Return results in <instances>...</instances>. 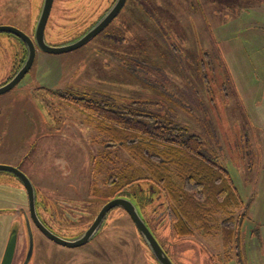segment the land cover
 <instances>
[{"label":"rangeland","instance_id":"rangeland-1","mask_svg":"<svg viewBox=\"0 0 264 264\" xmlns=\"http://www.w3.org/2000/svg\"><path fill=\"white\" fill-rule=\"evenodd\" d=\"M7 1L0 2V25L32 34L42 0ZM111 1L54 0L46 38L51 44L72 41L104 14ZM199 1L204 11V26L198 32L202 49L185 40L172 51L147 17L136 9V22L130 21L124 7L81 47L60 54L37 51L25 76L0 95V164L24 172L49 209L70 202L96 208L110 197L108 175L118 172L130 155L119 147L106 148L101 135L81 123L84 113L58 93L77 89L93 96L108 94L118 102L136 98L150 109L169 112L189 132L199 134L206 150L230 172L243 204L238 237L227 248L219 229L221 217L216 219L215 214L208 219L209 231L194 227L191 235L178 238L171 236L167 222L159 227L155 223V235L173 262L264 264V0ZM3 34L0 61L11 54L1 44L7 39ZM201 50L208 51L213 71L196 67ZM128 54H137L144 63L121 57V64L114 57ZM6 63L0 64V83L9 67ZM2 177L0 207H16L22 203L17 202L18 182ZM117 212L108 214L109 227L74 253L76 258L89 252V264H145L144 253L132 241L129 217ZM7 228V211H1L0 241ZM40 250L36 253L40 263L54 264L58 259L52 257L49 244L43 243ZM57 252L61 264H81L79 259L64 260L65 250Z\"/></svg>","mask_w":264,"mask_h":264},{"label":"trees","instance_id":"trees-1","mask_svg":"<svg viewBox=\"0 0 264 264\" xmlns=\"http://www.w3.org/2000/svg\"><path fill=\"white\" fill-rule=\"evenodd\" d=\"M124 7L130 21L136 22V9L141 17H147L172 51H178L185 40L200 44L202 49L198 32L199 26H204V11L199 0H126ZM148 37L153 38V30ZM116 38L125 40L123 36ZM201 53L196 67L213 71L208 51ZM114 57L121 64V57L144 63L137 54ZM204 80L207 82V77ZM58 94L84 113L85 123H81L101 135L106 148L119 147L129 153L118 172H111L106 179L110 196L130 186L151 193L144 206L149 214H145L157 227L167 222L173 238L191 235L194 227L209 231L208 219L215 214L216 219L221 217L223 247L234 244L245 216L243 204L230 172L206 150L199 134L189 132L169 112L150 109L136 98L118 102L108 94L93 96L77 89ZM135 203L142 212L144 207L137 199Z\"/></svg>","mask_w":264,"mask_h":264},{"label":"flooded vegetation","instance_id":"flooded-vegetation-1","mask_svg":"<svg viewBox=\"0 0 264 264\" xmlns=\"http://www.w3.org/2000/svg\"><path fill=\"white\" fill-rule=\"evenodd\" d=\"M114 0L111 1V4L113 3ZM1 2V0H0ZM43 0L41 1L42 5ZM9 1L5 0V5L8 4ZM54 3V0H53ZM52 3V7H53ZM110 4V6H111ZM40 5V8H41ZM1 6V4H0ZM109 6V7H110ZM51 7V10H52ZM107 10V9H106ZM1 11V10H0ZM13 12V10H12ZM40 9H38L37 14H39ZM51 12V11H50ZM1 15V12H0ZM38 16V15H37ZM50 16V15H49ZM49 19V17H48ZM48 19L45 25V28L48 23ZM94 24V22L92 23ZM91 24V25H92ZM90 25V26H91ZM90 26H87L81 30V32L78 35H74L72 40L77 39L80 35H82ZM19 28V27H18ZM25 33H27L31 38H33V33L30 34L28 31H25L23 28H19ZM4 33L3 35L7 34L6 36V41L1 42L3 45H7L8 48H10L11 54L10 59L8 58L6 61H9V67L6 73V76L2 79L0 85L5 84L8 82L14 74L17 72V70L23 65L24 60L26 59L27 56V48L25 46V43L21 41L18 37L14 36L11 33L8 32H0ZM44 36H45V41L49 44L51 42L48 41L45 35L44 31ZM66 41V42H70ZM53 44V43H52ZM39 51L38 48H36V53ZM35 60V58H34ZM6 61H0V64L2 62L6 63ZM34 63V61H33ZM7 64V63H6ZM33 65V64H32ZM7 67V65H6ZM32 67V66H31ZM25 76V75H24ZM23 76V77H24ZM22 77V78H23ZM21 78V79H22ZM20 79V80H21ZM19 80V81H20ZM7 92V91H6ZM5 93V92H4ZM2 93V94H4ZM0 94V95H2ZM5 176H10L13 178L19 186V193L21 194L19 197L20 199L17 200L22 202L21 204H16V207L13 208H3L0 207V212L1 211H7L8 215V228L6 232L5 239L3 241H0V262L4 253V250L7 246V242L10 236V233L15 230L16 232V237H15V244H14V249H13V255L11 259L10 264H43L40 263L38 260V256L36 257L37 252H42V250L39 251V247H43V243H47L50 246L54 248V252L52 257L54 259H58L53 261L54 264H61L59 262V254L58 251H63L65 250L67 255L64 258L66 261H72V260H80L79 263H84V264H89V258L91 259L92 256L90 255L89 252L86 253V255H83L82 257L84 258H76L75 254L77 251L82 250L81 248L84 246H88L90 242L94 238H97L99 235H102L104 230H106L109 227L110 222L107 220L108 214H115V211H118L116 214H119V210H122L124 212V215H127L129 217V222L131 223L130 226V235L132 238L133 242H136L141 249V252L144 253L143 260L145 264H159L155 257L153 256L152 253H150V250H148V247L145 245V243L142 241L141 237L139 236L136 227L131 220L130 216L128 213L121 207L115 206L109 209L105 215L101 218V220L97 224L96 231L94 235L88 239L86 242L77 244V245H66V244H61L60 242H57L50 237H48L41 229L40 227L36 226V223L31 217L30 209H29V204H28V198H27V193L22 185L21 181L12 173L0 170V177L2 175ZM3 178V177H2ZM1 179V178H0ZM4 181V180H3ZM5 182V181H4ZM7 183V182H5ZM116 196H124L127 198H132L136 202H139L142 207L145 206V203L149 200V198L152 197L151 193H146L142 190H138L137 187L130 186L126 189H124L122 192L118 194H113L112 196L108 197L105 202H101L96 208H91L89 207L90 203L86 207L83 206V202H78V203H68V204H63V205H58L59 207L51 208L44 203V199H41L39 195H36V189H35V197H34V214L37 217L38 221L41 223V225L50 233L53 235L59 237L60 239L64 241H76L78 238H80L83 233L91 226V224L94 222L95 217L97 216L98 212L101 210L102 206L111 198L116 197ZM16 202V203H17ZM67 203V202H66ZM146 207V206H145ZM145 207L142 209V216L144 217V220L146 221L147 225L149 228L152 230V226L155 225V220L154 219H149L147 218V215L145 213L149 214V211L145 209ZM115 210V211H114ZM114 211V212H113ZM9 212V213H8ZM160 214V213H159ZM122 215V213H121ZM16 219L19 221L18 224L15 223L14 220ZM154 230H152L153 232ZM155 235V232H153ZM156 236V235H155ZM157 238V237H156ZM158 240V239H157ZM159 241V240H158ZM160 243V242H159ZM162 246V244L160 243ZM163 247V246H162ZM164 249V247H163ZM165 250V249H164ZM45 251V248L43 249ZM166 251V250H165ZM167 253V252H166ZM78 254V253H76ZM168 254V253H167ZM35 256V257H34ZM100 256V255H99ZM96 258V257H95ZM148 258H149V263H148ZM63 259V258H60ZM101 264H110L109 262H100ZM64 264V262H63Z\"/></svg>","mask_w":264,"mask_h":264},{"label":"water","instance_id":"water-1","mask_svg":"<svg viewBox=\"0 0 264 264\" xmlns=\"http://www.w3.org/2000/svg\"><path fill=\"white\" fill-rule=\"evenodd\" d=\"M52 3L53 0H43L40 12L37 16L36 25L34 27L32 35L33 38H31L27 33L22 31L21 29H18L14 26L0 25V32H8L13 34L14 36L18 37L21 41H23L27 48V56L24 60L23 65L17 70V72L8 82L3 85H0V94L11 90L19 82V80L30 70L35 58L36 48L46 53L60 54L81 47L82 45L89 42L92 38H94L98 33H100L118 15V13L125 5L126 0H114L111 6L104 12V14L100 16L99 19L95 21L94 24H92L82 35H80L75 40L61 44H49L45 41V25L50 15ZM0 170L12 173L21 181L27 193L28 204L32 219L36 223V226L40 227V229L51 239L66 245H77L86 242L94 235L97 228V224L105 215V213L112 207L118 206L123 208L128 213L136 227L139 236L141 237L145 245L148 247L150 252L153 254L156 261L159 264H175L170 258V256L163 249V247L160 245L156 236L144 220V217L142 216L138 206L132 199L124 196H116L111 198L102 206L101 210L95 217L94 222L83 233L80 238H78L74 242L64 241L59 237L53 235L52 233L48 232L35 216L33 205L35 197V187L32 184L31 180L28 178V176L24 172L19 170L16 166L0 164ZM15 237L16 232L15 230H13L10 233L7 246L4 250L0 264L11 263L15 244Z\"/></svg>","mask_w":264,"mask_h":264}]
</instances>
